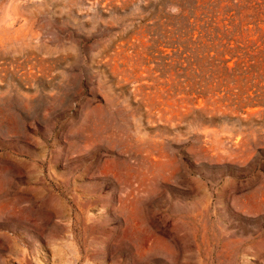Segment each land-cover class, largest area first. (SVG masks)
Segmentation results:
<instances>
[{"label":"rangeland","instance_id":"rangeland-1","mask_svg":"<svg viewBox=\"0 0 264 264\" xmlns=\"http://www.w3.org/2000/svg\"><path fill=\"white\" fill-rule=\"evenodd\" d=\"M225 6L0 0V264H264V75L216 57L264 24Z\"/></svg>","mask_w":264,"mask_h":264},{"label":"trees","instance_id":"trees-1","mask_svg":"<svg viewBox=\"0 0 264 264\" xmlns=\"http://www.w3.org/2000/svg\"><path fill=\"white\" fill-rule=\"evenodd\" d=\"M178 5L184 6L187 0H177ZM223 4L234 8H239L232 20L229 22L230 27L237 21L238 27H241L245 22H252L255 34H262L263 29L260 27L264 24V0H220V8ZM225 6V7H226ZM224 33H231L227 26H223ZM251 32L246 29L241 31L240 37H220V52L216 54L219 58L220 65V82L227 83L235 77L243 78L250 75H264V37L250 40L251 37H243L244 33ZM215 57V56H214ZM213 57V58H214ZM235 84L236 81H231ZM227 87V86H226ZM229 92H223L220 101H228L230 98ZM241 102V101H240ZM244 104L264 106V88H257L251 96L244 99Z\"/></svg>","mask_w":264,"mask_h":264}]
</instances>
